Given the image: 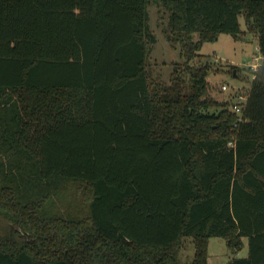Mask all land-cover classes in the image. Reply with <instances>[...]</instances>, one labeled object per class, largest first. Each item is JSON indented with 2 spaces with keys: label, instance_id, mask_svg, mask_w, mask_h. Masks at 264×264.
I'll return each mask as SVG.
<instances>
[{
  "label": "trees",
  "instance_id": "16d2710c",
  "mask_svg": "<svg viewBox=\"0 0 264 264\" xmlns=\"http://www.w3.org/2000/svg\"><path fill=\"white\" fill-rule=\"evenodd\" d=\"M149 1L0 0V264H180L184 237L190 264L210 237L264 264V62L240 115L187 63L240 16L264 56V0H153L187 61L169 83Z\"/></svg>",
  "mask_w": 264,
  "mask_h": 264
},
{
  "label": "rangeland",
  "instance_id": "374dc122",
  "mask_svg": "<svg viewBox=\"0 0 264 264\" xmlns=\"http://www.w3.org/2000/svg\"><path fill=\"white\" fill-rule=\"evenodd\" d=\"M149 32L155 37L150 46L147 69L153 81L169 83L175 66L183 69L186 58L181 53L178 42L168 40L169 11L159 1H149L146 5ZM244 33L238 38L230 34H220L215 41L202 44L199 54L190 60L189 65L197 67L208 64L207 88L205 95L220 103L228 102L227 109L232 108L237 95L246 94L253 79L250 66L257 64L260 55L257 37L252 32L246 33L243 16L239 17ZM186 63V64H187ZM259 66V65H258ZM189 83V75L185 76ZM223 85L227 89L222 88ZM219 108H210L209 113L218 112ZM243 248L233 254L222 237H210L208 241V264H227L233 257H245L248 254L247 238H243ZM194 255L192 237L182 239L180 264H190Z\"/></svg>",
  "mask_w": 264,
  "mask_h": 264
},
{
  "label": "built area",
  "instance_id": "2783aa9c",
  "mask_svg": "<svg viewBox=\"0 0 264 264\" xmlns=\"http://www.w3.org/2000/svg\"><path fill=\"white\" fill-rule=\"evenodd\" d=\"M257 68H258V65L257 64H253V65L250 66V69L252 70V72L255 71V70H257ZM222 88L224 90H226L227 89V86L226 85H223ZM248 92H249V88H248V91H247L246 94H239V95H237V100H236V102H234L232 104V108H231V110L233 112H235V113H237L239 115L241 114V112H242V110L245 107V104L247 102ZM240 120H241V118H240Z\"/></svg>",
  "mask_w": 264,
  "mask_h": 264
},
{
  "label": "crops",
  "instance_id": "0c3cea01",
  "mask_svg": "<svg viewBox=\"0 0 264 264\" xmlns=\"http://www.w3.org/2000/svg\"><path fill=\"white\" fill-rule=\"evenodd\" d=\"M257 59L259 60V62L257 63V65H260L262 62H264V56H258Z\"/></svg>",
  "mask_w": 264,
  "mask_h": 264
}]
</instances>
